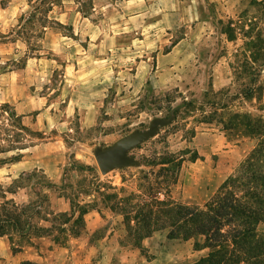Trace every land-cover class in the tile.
Segmentation results:
<instances>
[{
    "label": "rangeland",
    "instance_id": "rangeland-1",
    "mask_svg": "<svg viewBox=\"0 0 264 264\" xmlns=\"http://www.w3.org/2000/svg\"><path fill=\"white\" fill-rule=\"evenodd\" d=\"M124 1L0 0L5 36L0 104L13 106L23 123L41 134L18 162L0 166V204L12 200L26 207L19 212L21 222L31 217L36 227L49 228L31 240L16 232L4 236L15 254L31 248L48 255L57 240L84 263L146 264L152 257L147 244L142 250L121 244L122 216L110 210L106 195L140 194L141 172L153 168L154 156L186 151L170 196L202 207L254 144L246 137H227L216 114L224 103L231 113L256 111L255 99L236 96L239 75H246L240 65L264 57V0H136L123 6ZM164 9H172V16L162 23ZM184 100L193 111L174 121L173 111ZM204 113H216L210 124L199 122ZM167 118L170 124L129 151L136 165L100 173L95 149H108L154 119ZM47 181L56 187L46 189ZM36 206L39 214L33 215ZM82 210L100 217L88 236L82 222L65 224ZM70 230L78 231L77 242ZM258 231L264 235V224ZM147 242L160 264L175 259V264H191L203 257L193 240H169L166 230ZM7 260L14 263L0 258V264Z\"/></svg>",
    "mask_w": 264,
    "mask_h": 264
},
{
    "label": "trees",
    "instance_id": "trees-1",
    "mask_svg": "<svg viewBox=\"0 0 264 264\" xmlns=\"http://www.w3.org/2000/svg\"><path fill=\"white\" fill-rule=\"evenodd\" d=\"M41 4L42 1L38 3ZM31 19L32 15L25 22ZM37 21L44 20L37 18ZM37 37H42V30ZM3 39L5 36L0 32V40ZM253 48L258 54L257 45ZM240 67L245 69L246 75H239L242 87L236 97L245 101L255 99L258 104L256 111L231 113L226 111L227 104L224 103L220 106L222 113H204L199 122L210 124L216 114L221 131L227 137L249 138L254 142L252 148L202 207L183 205L170 196L186 160L183 155L186 151H182L180 156L172 153L154 156L150 162L153 168L141 172L144 183L139 185L140 194L130 193L124 198L115 194L105 197L112 200L110 210L122 216L125 236L121 244L142 250L144 239L166 230L167 239L193 240L194 250L206 249L205 256L192 264H264V235L258 231V227L264 224V57L246 59ZM249 69L254 73L248 72ZM192 108L191 102L182 101L180 108L173 111L174 121L184 119L188 112L193 111ZM22 118L10 104H0V166L18 162L21 152L33 146L32 139L41 138V134L26 126ZM195 158V155L190 157L191 160ZM55 187L53 182L45 183L46 189ZM25 211L26 207L18 208L12 200L0 204V237L16 232L31 240L32 234L38 233L43 237V233L49 232L47 227H36L31 217L21 222L19 212ZM85 213L86 210L78 212L65 224L73 221L82 222L84 226ZM32 214H39L38 208ZM71 234L79 235L76 230H71ZM21 264L41 263L26 260Z\"/></svg>",
    "mask_w": 264,
    "mask_h": 264
},
{
    "label": "crops",
    "instance_id": "crops-1",
    "mask_svg": "<svg viewBox=\"0 0 264 264\" xmlns=\"http://www.w3.org/2000/svg\"><path fill=\"white\" fill-rule=\"evenodd\" d=\"M135 1L136 0H125L123 2V6H131L132 3ZM170 10H172V9H168L167 11H165V9H164L163 12H161V14L163 15L162 20H161L162 23H163V21H165L164 18H167L168 16H172V13L170 12ZM120 12H124V10L121 9L119 11V13ZM97 27L99 28V25L98 26L96 25V29H97ZM166 27L169 28L170 25H168V26L166 25ZM94 43H96V42H94ZM83 219H84L83 231L85 232V235L88 236L98 227L100 217L98 216L97 212L92 210V211H88L87 213H85L83 215ZM70 232H71V230H70ZM70 235H71V237H73V241L77 242L78 236H76L74 234H70ZM41 239H44V238H41ZM150 239H151V237L144 239L142 241V244H141V245L147 244V248H150L149 253L152 254V257L149 260H146L145 262H146V264H160L159 263L160 262L159 261V259H160L159 255L157 254V252H155L153 250V247H151V246L149 247V243L147 241ZM169 240H171V239H169ZM51 246H49V249L47 250L48 255H42L41 256L37 252L31 251L32 250L31 248H25L21 252H18L17 254H15L11 251V249L9 247V243L7 242V240L4 237H0V258L13 259L14 263L17 262L20 264H21V262L26 261V260L41 263V264H94L91 262H89V263L81 262L79 260V258L76 256V252L71 251L67 247H63V245H60V244L52 241ZM201 251L202 250H200V252ZM205 252H206V249H203V256H205V254H206ZM173 257H174V254H173ZM176 260L177 259L172 261V263L175 264ZM196 261H194V262H196ZM132 262H128L126 264H141L137 260L132 261ZM194 262H190V263L192 264ZM5 263L10 264V260L5 261ZM178 264H179V262H178Z\"/></svg>",
    "mask_w": 264,
    "mask_h": 264
},
{
    "label": "water",
    "instance_id": "water-1",
    "mask_svg": "<svg viewBox=\"0 0 264 264\" xmlns=\"http://www.w3.org/2000/svg\"><path fill=\"white\" fill-rule=\"evenodd\" d=\"M170 122L171 118L154 119L147 129L132 132L110 148L95 149L93 156L100 173L106 174L113 169L136 165L135 159L128 155L129 151L140 143L154 137L161 127L170 124Z\"/></svg>",
    "mask_w": 264,
    "mask_h": 264
}]
</instances>
